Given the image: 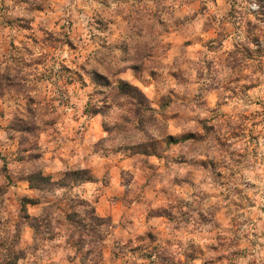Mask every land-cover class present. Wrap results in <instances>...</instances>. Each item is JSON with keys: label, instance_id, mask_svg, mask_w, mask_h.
<instances>
[{"label": "clouds", "instance_id": "obj_1", "mask_svg": "<svg viewBox=\"0 0 264 264\" xmlns=\"http://www.w3.org/2000/svg\"><path fill=\"white\" fill-rule=\"evenodd\" d=\"M0 264H264V0H0Z\"/></svg>", "mask_w": 264, "mask_h": 264}]
</instances>
